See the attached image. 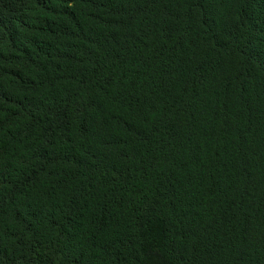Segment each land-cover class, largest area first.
Instances as JSON below:
<instances>
[{"label":"trees","instance_id":"trees-1","mask_svg":"<svg viewBox=\"0 0 264 264\" xmlns=\"http://www.w3.org/2000/svg\"><path fill=\"white\" fill-rule=\"evenodd\" d=\"M0 264H264V0H0Z\"/></svg>","mask_w":264,"mask_h":264}]
</instances>
